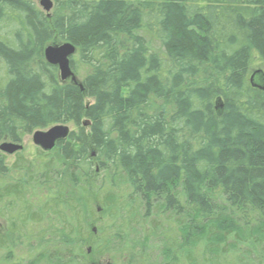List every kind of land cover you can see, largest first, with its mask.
<instances>
[{"label":"trees","instance_id":"16d2710c","mask_svg":"<svg viewBox=\"0 0 264 264\" xmlns=\"http://www.w3.org/2000/svg\"><path fill=\"white\" fill-rule=\"evenodd\" d=\"M55 2L0 0V143L74 126L55 153L0 151V264H264V0Z\"/></svg>","mask_w":264,"mask_h":264},{"label":"water","instance_id":"95a60500","mask_svg":"<svg viewBox=\"0 0 264 264\" xmlns=\"http://www.w3.org/2000/svg\"><path fill=\"white\" fill-rule=\"evenodd\" d=\"M40 5L44 11L49 12L53 7L52 0H41ZM76 47L70 42L63 44H50L44 49L46 61L58 67L60 79L62 81L71 79L74 83H79L77 76L71 68V58L76 54ZM250 82L254 88L264 91V71L262 69L255 70L250 77ZM216 111L218 115L223 112V102L221 98L216 100ZM71 129L68 124H56L47 129L34 131L32 135L33 143L45 152L53 150L57 144L68 138ZM23 149V145L19 142L4 141L0 143V151L12 155ZM90 251V249L88 250Z\"/></svg>","mask_w":264,"mask_h":264},{"label":"rangeland","instance_id":"374dc122","mask_svg":"<svg viewBox=\"0 0 264 264\" xmlns=\"http://www.w3.org/2000/svg\"><path fill=\"white\" fill-rule=\"evenodd\" d=\"M32 1L35 2L39 8L44 10L42 8V6L40 5L41 0H32ZM52 1L54 4L52 9L49 12L44 11L45 13L52 14L55 11L56 2H55V0H52ZM63 43H64L63 41L55 40L50 44L60 45ZM151 48L154 50H157L159 48L158 42L152 41ZM253 63H254L253 64L254 70H257V69H263L264 70V66H262L256 62H253ZM85 73H86V71L82 70L81 73L79 75H77L78 81L83 79ZM68 125H69L71 130L74 128V126L72 124H68ZM21 144L23 145V149L21 151L26 156L33 155L38 148L32 141V135L25 136L24 139L22 140ZM51 152L55 153V150H53ZM8 158L11 162H13L15 159V154H12V155L8 154ZM44 191H45L44 189H38L37 191L30 190V196L32 197L33 200L37 201L38 198L43 194ZM98 225L99 224L95 221V222H93L92 225H90V228L92 230L96 231L98 229ZM7 228H8V223H7L6 219L0 217V233H3V234L6 233ZM105 243H107V242H105ZM102 244L106 245L104 243H102ZM87 246H89V245L87 244ZM87 246H85V248H87ZM113 247H115L116 249L117 248L119 249V247H117L116 244H114ZM30 250H31V248L29 246L27 247L26 245H20L19 248H17V252L20 253V255H24V256H26L30 252ZM128 257L129 256L126 253L122 254V253H119L118 251L112 250V251H107L101 255L100 254H92L91 256H89L87 258V261L95 263V264H125L128 260Z\"/></svg>","mask_w":264,"mask_h":264}]
</instances>
